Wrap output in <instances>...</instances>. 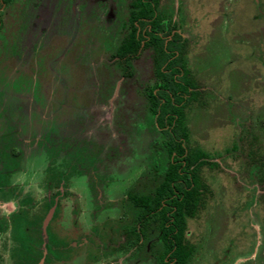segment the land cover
<instances>
[{"label":"rangeland","instance_id":"1","mask_svg":"<svg viewBox=\"0 0 264 264\" xmlns=\"http://www.w3.org/2000/svg\"><path fill=\"white\" fill-rule=\"evenodd\" d=\"M18 1L17 57L0 43V264L31 252L43 264H159L124 235L127 192L146 189L165 157L147 123L150 55L130 78L110 58L128 0ZM159 3L200 89L189 145L219 163L201 171L210 193L187 223L189 264H264V186L250 168L264 165V0Z\"/></svg>","mask_w":264,"mask_h":264},{"label":"trees","instance_id":"2","mask_svg":"<svg viewBox=\"0 0 264 264\" xmlns=\"http://www.w3.org/2000/svg\"><path fill=\"white\" fill-rule=\"evenodd\" d=\"M132 3L137 11L131 14V25L142 17L152 19L153 31L147 34L150 39L145 46L152 44L155 52L153 59L157 79L155 90L149 92L148 99L155 123L167 140L161 148L165 157L159 167L160 172L152 174L149 178L151 184L146 189L129 197L136 213L134 225L125 230L124 235L128 243L134 241L137 244L141 237L147 238L151 229L156 235L151 242V250L153 253L157 251L159 263L166 258L165 264H187L193 253V246L186 237L187 221L195 218L205 207L209 193L201 171L218 167V163L211 161V156L204 150L191 148L187 143L185 108L196 94L189 91L193 85L186 77L182 46L173 41L163 48L162 40L155 34L154 30L161 27V17L159 14L154 16L156 0H132ZM140 24L144 25L143 22ZM135 31L132 26L120 46L118 55L122 60L133 57L139 49L141 37H136ZM179 73L182 76L176 77ZM248 157L254 159L251 151ZM250 168L258 182L264 183L263 163L254 160ZM32 253L24 256L21 264H35L38 257Z\"/></svg>","mask_w":264,"mask_h":264},{"label":"flooded vegetation","instance_id":"3","mask_svg":"<svg viewBox=\"0 0 264 264\" xmlns=\"http://www.w3.org/2000/svg\"><path fill=\"white\" fill-rule=\"evenodd\" d=\"M159 1L160 0H156V7H155L154 16L159 14V16L161 17L160 22H159L161 27H160L159 30L155 29L154 32L162 40L163 48H165L168 45V43L173 42V41H175L177 43V45L182 46V55H183V58H184V61H185V67H186V70H187V76L186 77L188 78V80L193 85V88L189 89V91H193L196 94L194 96V98L188 103V106L185 108V117L187 119V110L190 107L191 103L198 101L199 94H200V89L197 86L196 82L194 81L193 76L191 74V70L189 69L188 60H187L188 56L186 54L187 53L186 52V39H184L182 37V35L180 34V32L178 31L177 26H176L175 18L174 17H169L165 13L163 8H161ZM18 2H19L18 0H9L8 2H6L4 0H0V43H1V47L3 49L5 48L6 50H9V51H7V55H6V61L7 62H9V60L14 58L13 56H15V55H12V52L15 53V51L18 48L17 47L18 45L15 44L16 40H17L15 38V36H17V34H18L17 32L20 29L19 25H18L19 21H18L17 18H15L16 17L15 16V14H16L15 9H16V5H17ZM12 6H14L15 9L13 11H11L9 13V15H8V10ZM125 9H126V18H125L124 21H122L121 26H120L121 27V36L119 37L118 44H117L116 48L114 49V51L112 52V54L110 55V58H111V61L112 62L114 61L115 64L121 69L123 78H130L132 76V69H133L132 65H133V63L140 57V55H142L145 52H147L150 55L152 77L153 78H152V82L150 83V85L144 91L145 92L144 93L145 94V98L147 99V104H148V106H147L148 107L147 120H149V122H147V123L150 124V127H152L151 129L155 133H158V134H160L162 136V142H161V146H160V150H161L162 145H163V143L166 142L167 138L163 135L161 129H159L157 127L156 123H155V117H153L151 112H150V103H149V99H148L149 92L152 89H154V84H155L156 79H157L156 75H155V71H154L155 68H154V59H153L155 52L153 50L152 44H150L148 46H145L146 42L149 41V39H150L149 35H147V34L150 33L151 31H153L152 26H151L152 19L146 18V17H142V18H139V21H134L133 25H131L130 24L131 14H132V12H136L137 8H135V6L133 5L132 0H128ZM13 15L15 17H13ZM111 15H112L111 11L109 10L108 13H107V17L110 18ZM141 22H143L144 25L141 26V24H140ZM12 24H13V26H12ZM132 26L136 29V31H135L136 37H139V36L141 37L140 46H139V49L137 50V52L134 54L133 57H130L128 60H122V59H120V57L118 55L119 50H120V46L122 45V42L126 38V36L129 33V31H131ZM43 35H44V33H40V38L38 39L37 45L32 47V54L34 56L33 57V65L35 63L36 52L39 49H41V50L44 49L45 46H46L45 45L46 40L43 39ZM174 36H176V39H174ZM8 52L10 53L9 55H8ZM175 55L176 56L178 55L177 51H176ZM15 57H17V56H15ZM3 65H4V63L2 64V67L0 68V70L3 69V68H8L9 67V66L5 67ZM49 69H50V67H49ZM31 72H32V70H31ZM13 73H14V71H13ZM13 73L11 72L10 74L12 75ZM33 73H35V70L33 71ZM49 73L53 77V79L52 78H50V79L52 81H54L55 76L52 74L54 72H51V70H50ZM181 73L176 74V77H181L182 76ZM17 75H23V74H17ZM41 82L42 81H40V83ZM187 132H188V138H189V129H188V127H187ZM187 141H188L187 143L189 145V139ZM183 145H184V143H183ZM191 148H194V147H191ZM211 161L216 162L215 159H212ZM218 167H219V163H218ZM215 168H217V167H215ZM252 174L254 175L253 177L255 179H257L256 175L254 173H252ZM257 181H258V179H257ZM258 183L261 184L262 186H264V183H260V182H258ZM208 190H209V188H208ZM129 191L127 192L125 200L131 206V209H132L131 211L132 212H136L133 209V206H132V204L130 202V199H129L130 195L135 194L136 192H131V190H129ZM198 214H199V212H198ZM198 214H197V216H198ZM195 218H193V219H195ZM189 220H192V219H189ZM188 221H187V223H188ZM135 226H137V225H135ZM138 227L140 228L142 226L138 225L137 228ZM130 228L131 227H129L127 229H130ZM124 232H125V230H124ZM187 235H188V228H187L186 237H187ZM143 238L144 237H141V239L138 241L137 244H135L134 241L130 242L129 243L130 247L136 249V248L140 247L143 244V245H146L145 249L147 251H149L151 249V242L156 239V235L154 234L153 230L149 229L148 230V234H147V238L146 239H143ZM151 252H152V250H151ZM156 253H157V251H155L154 253L152 252L153 257L158 262ZM191 257H192V255H191ZM191 257L189 258L187 264H189V262L191 260ZM163 261H164L163 263H159V262L158 263L159 264H165L166 261H167L166 258H164ZM35 264H43V259L40 258V259H38V261L36 260Z\"/></svg>","mask_w":264,"mask_h":264}]
</instances>
